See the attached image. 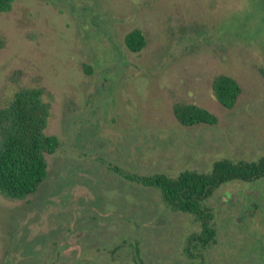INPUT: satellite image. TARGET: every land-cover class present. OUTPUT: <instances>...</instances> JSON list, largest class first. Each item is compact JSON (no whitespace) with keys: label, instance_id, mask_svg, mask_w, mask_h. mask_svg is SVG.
<instances>
[{"label":"rangeland","instance_id":"374dc122","mask_svg":"<svg viewBox=\"0 0 264 264\" xmlns=\"http://www.w3.org/2000/svg\"><path fill=\"white\" fill-rule=\"evenodd\" d=\"M133 27L144 37L138 52L123 42ZM0 36V97L17 86L43 87L45 132L58 140L31 192L0 194V264H134L133 247L147 263L186 264L182 249L199 222L166 206L158 189L106 168V160L127 173L174 175L264 152V0H11L0 10ZM92 40L104 52L90 48ZM112 66L119 85L102 103L113 107L107 117L121 121L108 127L92 113L74 124L86 90L96 80L106 85ZM217 73L238 84L230 106L211 92ZM176 100L206 108L215 122L177 123L170 110ZM119 145L135 156L117 159ZM225 188L202 200L215 233L207 245L192 246L190 257L203 264L222 260L234 243L217 212ZM228 253L238 257L224 264H264L258 253Z\"/></svg>","mask_w":264,"mask_h":264},{"label":"trees","instance_id":"16d2710c","mask_svg":"<svg viewBox=\"0 0 264 264\" xmlns=\"http://www.w3.org/2000/svg\"><path fill=\"white\" fill-rule=\"evenodd\" d=\"M10 3L11 0H0V10H7ZM125 41L130 48L137 49L142 46L144 37L140 29L134 28L125 34ZM3 42L0 36V46ZM210 88L217 100L230 106L239 87L232 76L217 73L211 79ZM45 96V90L41 86H17L8 95L0 97V194L5 197L23 198L31 192L45 176L44 154L52 152L58 145L57 137L45 132V125L50 116V102ZM173 111L177 116L180 113L179 117L187 124L215 122V115L192 102H184L183 105L176 102ZM262 169L264 152L256 159L247 161H213L211 168L203 173L185 170L175 177L162 174L155 176L169 204L180 209L193 210L197 208L199 197L203 200L209 195L212 187L230 176L243 172L249 175ZM182 190L185 195L183 201L179 198ZM205 210L207 208L202 207L203 216L206 215ZM203 218L202 226L207 228V219ZM212 234L202 231L201 240L207 238V241Z\"/></svg>","mask_w":264,"mask_h":264},{"label":"flooded vegetation","instance_id":"af4514ba","mask_svg":"<svg viewBox=\"0 0 264 264\" xmlns=\"http://www.w3.org/2000/svg\"><path fill=\"white\" fill-rule=\"evenodd\" d=\"M137 27H133L131 29H128L124 35H123V42L124 46L132 52H138L141 47L137 49H132L130 46L126 43L125 41V34L129 31ZM139 29V28H137ZM87 39H92V37H87ZM96 40H92V43L89 45L90 48L92 49H100L101 52H104V45H97ZM109 51V50H108ZM95 50L93 51V53ZM107 52V51H106ZM112 54V64L113 65H118L119 60H115L116 58H119V54L117 50L111 51ZM95 61H99L97 58L94 59ZM113 70L111 71L109 77L107 78V83L106 85H103L101 87V81H95L94 85H92L91 89L88 88L80 101V106L76 108V111L74 113H78V116L72 117V122L74 124H79V123H84L87 118H89L92 113L94 114V117L96 118V122H104V124L108 125V121L115 122L117 119V116H109L107 117V113L113 109L112 108H107L102 102L104 99L108 98L110 95V92L115 89L117 85H119V78H118V71L117 67L112 66ZM135 67H138L137 65ZM140 71V70H139ZM117 74V79L115 75ZM138 75V74H137ZM136 75V76H137ZM131 79L133 78L130 76ZM135 77V76H134ZM106 78V77H104ZM98 87H96V85ZM84 91V90H82ZM114 94V93H113ZM115 98V97H114ZM179 102L181 105H183L184 101L181 100H176L171 103V113L174 118V120L181 124V125H186L187 123L183 121L179 117L180 113H178V116L174 113L173 111V106L174 103ZM183 107V106H182ZM182 107L180 108L181 111H183ZM184 115L183 113H181ZM119 117V115H118ZM119 117V121H121ZM128 118V117H127ZM117 120V121H118ZM130 120V119H129ZM196 123V122H195ZM191 124V123H188ZM111 131L118 132V135L122 136L127 134V131H121V130H113L110 129ZM99 137V135L97 134ZM119 150V155L116 156L117 159H122L123 155H129L131 158L135 156V153L132 149L128 153V150L122 145L117 146ZM103 152H100L99 157H102ZM104 155V154H103ZM115 157V158H116ZM137 158V157H136ZM135 158V159H136ZM247 161V160H246ZM75 164V163H74ZM74 164H71L73 166ZM77 170H80L83 166H80V164H77ZM105 165V164H104ZM106 168L113 170L114 172L118 173L119 175L124 176V178H129L130 180H134L136 182H139L141 185H145L150 188H156L158 189L160 196L166 206L169 205L170 208L175 209V210H180V211H185L189 212L194 216V219L197 220L200 224L199 230H194L195 232H192L189 234L188 239L193 240V241H188L184 243L183 251L186 252V264H203V261L201 257L198 259L190 257L193 255V251L191 250L192 246L193 247H203L209 243V240L212 238V236L206 241L201 240V233L202 231H205L206 233H215L214 227H212L209 223V219L211 218V213L208 210H205L206 215L203 216V213L201 211L203 205H202V200L199 197H195L198 199L197 203V208L193 210H185V209H180L174 206L173 204H169L167 202V199L164 197V191L163 188L159 185L158 183V178L155 176L157 174H162L163 176L167 177H175L177 174L184 172L186 169H180L177 171L174 175L172 174H167L166 172H161V171H151L147 173H140V172H134L131 171L129 173L125 172L124 169L118 165L115 162H112L111 160H106ZM70 168V167H69ZM76 170V171H77ZM121 173V174H120ZM99 175L101 173L99 172ZM199 181V180H198ZM236 181H240L241 183H236ZM226 182V188L223 189L221 192V196L219 198V202L221 204V208L217 209V212H221V215L219 216L222 218L224 226H230V231L232 234V238L234 240L232 248L229 250L231 252L235 253H243L244 255L248 253H258L261 256L262 261L264 262V169L260 171H256L254 173H249V175H246L244 172L240 175H233L227 178L226 180L220 182L217 184L214 188L212 187L211 192L216 188L219 187L221 183ZM91 183V181H90ZM93 184V183H92ZM240 187V188H239ZM184 190L186 191L185 187ZM184 190H182L179 193V198L181 201L184 200L185 195H184ZM98 197V198H97ZM97 198V201H100V196L95 195L92 201ZM85 199V198H83ZM75 201V200H73ZM89 201V199H88ZM96 202V201H94ZM74 207V206H73ZM79 208V207H78ZM76 208V210H78ZM75 209V208H74ZM84 210V209H83ZM79 211V210H78ZM203 217H205L207 220L205 221V224H208L209 226L206 228L205 226H202V221ZM92 225V223H91ZM225 226V227H226ZM93 227H90L91 232L93 233ZM214 238V237H213ZM134 244L137 245L135 242ZM241 244V245H240ZM236 245H239L236 247ZM115 246V242L113 244V247ZM135 251V257L133 258L134 264H153L151 259L148 261H143L137 252V247H133ZM149 249L151 250V247L149 245ZM228 251V252H229ZM225 253L224 257H222V260L217 261L216 264H224L225 259H227V262H232V258H237L238 256L234 253ZM151 256V255H150Z\"/></svg>","mask_w":264,"mask_h":264}]
</instances>
